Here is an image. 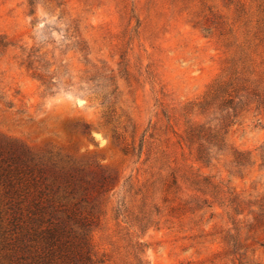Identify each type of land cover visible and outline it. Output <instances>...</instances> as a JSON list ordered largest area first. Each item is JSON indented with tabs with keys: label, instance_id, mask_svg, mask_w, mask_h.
Returning a JSON list of instances; mask_svg holds the SVG:
<instances>
[{
	"label": "rangeland",
	"instance_id": "rangeland-1",
	"mask_svg": "<svg viewBox=\"0 0 264 264\" xmlns=\"http://www.w3.org/2000/svg\"><path fill=\"white\" fill-rule=\"evenodd\" d=\"M33 1L0 0V140L113 179L93 203L94 264H264V116L247 102L196 115L232 43L264 56V0ZM192 122L202 160L179 143ZM172 171L198 185L166 194Z\"/></svg>",
	"mask_w": 264,
	"mask_h": 264
},
{
	"label": "trees",
	"instance_id": "trees-1",
	"mask_svg": "<svg viewBox=\"0 0 264 264\" xmlns=\"http://www.w3.org/2000/svg\"><path fill=\"white\" fill-rule=\"evenodd\" d=\"M27 3L32 7L34 1L27 0ZM1 47L6 45L0 40ZM230 47L233 50L223 76L214 82L197 105L196 115L230 110L234 116L236 108L247 102L264 116V56L257 54L258 46L249 38L241 43L234 42ZM30 57L28 54L26 60ZM228 117L225 112L218 124L207 130L217 134ZM204 129V123L192 122L179 140L187 149L195 146L197 160L206 157L198 142ZM223 142V138L215 139L213 147L219 150ZM169 176L170 181L161 178L166 194L178 190V179L198 185L194 182L196 177L189 172L172 171ZM112 181L105 173L86 174L73 167L47 168L23 146L0 140V216L8 219L5 230L0 231L4 264H94L89 241L96 219L97 205L93 203ZM202 182L210 185L205 179ZM228 202L238 207L243 201L232 196ZM186 204L179 202L171 211L182 209ZM140 214L143 215L140 226L152 222L150 214ZM119 217L122 220L128 218L124 205L115 210V218Z\"/></svg>",
	"mask_w": 264,
	"mask_h": 264
}]
</instances>
